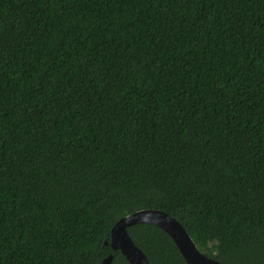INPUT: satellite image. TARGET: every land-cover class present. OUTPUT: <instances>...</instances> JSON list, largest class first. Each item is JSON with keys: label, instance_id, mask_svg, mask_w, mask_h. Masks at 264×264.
Returning <instances> with one entry per match:
<instances>
[{"label": "trees", "instance_id": "1", "mask_svg": "<svg viewBox=\"0 0 264 264\" xmlns=\"http://www.w3.org/2000/svg\"><path fill=\"white\" fill-rule=\"evenodd\" d=\"M141 209L264 264V0H0V264H129Z\"/></svg>", "mask_w": 264, "mask_h": 264}, {"label": "water", "instance_id": "2", "mask_svg": "<svg viewBox=\"0 0 264 264\" xmlns=\"http://www.w3.org/2000/svg\"><path fill=\"white\" fill-rule=\"evenodd\" d=\"M138 223H148L161 228L175 243L186 264H223L201 252L183 225L174 217L158 209H141L115 222L110 230L109 244L112 250H119L129 264H149L146 255L131 239L127 229ZM108 254L101 264H110Z\"/></svg>", "mask_w": 264, "mask_h": 264}]
</instances>
